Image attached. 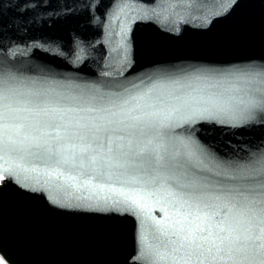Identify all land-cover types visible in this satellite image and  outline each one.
<instances>
[{
    "label": "water",
    "instance_id": "water-1",
    "mask_svg": "<svg viewBox=\"0 0 264 264\" xmlns=\"http://www.w3.org/2000/svg\"><path fill=\"white\" fill-rule=\"evenodd\" d=\"M8 74L19 93H40L50 106L97 94L123 97L126 110L152 105L145 110L169 118L143 139L159 137L171 154L160 153L163 167L81 176L75 186L47 175L59 167L67 176L69 166L26 157L36 172L0 182L8 264H184L156 223H171L172 204L188 196L183 186L194 178L235 187L242 173L252 187L264 182V107L244 116L237 107L264 97V0H0V75ZM141 236L164 259L147 256Z\"/></svg>",
    "mask_w": 264,
    "mask_h": 264
},
{
    "label": "snow or ice",
    "instance_id": "snow-or-ice-1",
    "mask_svg": "<svg viewBox=\"0 0 264 264\" xmlns=\"http://www.w3.org/2000/svg\"><path fill=\"white\" fill-rule=\"evenodd\" d=\"M15 82L11 74L0 75V182H6V178L15 181L21 172H36V168L22 163L31 156L69 166L67 176L59 167L47 175L73 182L72 186L81 176L111 180L117 173H135L145 163L163 167L162 151L171 159L159 137L155 143L143 139L148 134L146 130L169 118L162 117L159 111L145 110L152 105L142 108L136 104L126 110L123 104L128 101L123 97L97 94L62 97L50 106L48 97L40 93H19L13 87ZM117 100L123 103L117 104ZM65 104L73 106H61ZM109 104L111 109L97 107ZM237 107L239 115L244 116L253 108L264 107V97L249 96L240 100ZM98 110L108 115H91ZM45 129H51V133ZM27 130L36 135H29ZM71 171L77 175H71ZM249 178L254 177L242 173L232 178L230 183L235 187L209 188L210 181L197 182L194 178L183 186L188 196L172 204L171 223H156L157 232L167 237L170 251L183 252L184 264H223L225 257L230 264H264V182L257 189L250 186L254 182H246ZM132 179L135 181L134 175ZM112 191L131 206L141 207V200L135 195ZM210 191L224 195L208 196ZM256 192L259 197L253 195ZM141 242L147 256L154 253L164 259L146 237L141 236ZM0 264H4L2 259Z\"/></svg>",
    "mask_w": 264,
    "mask_h": 264
},
{
    "label": "rangeland",
    "instance_id": "rangeland-1",
    "mask_svg": "<svg viewBox=\"0 0 264 264\" xmlns=\"http://www.w3.org/2000/svg\"><path fill=\"white\" fill-rule=\"evenodd\" d=\"M0 259H2V260L4 261V264H8V263L4 260V258L1 256V254H0Z\"/></svg>",
    "mask_w": 264,
    "mask_h": 264
}]
</instances>
